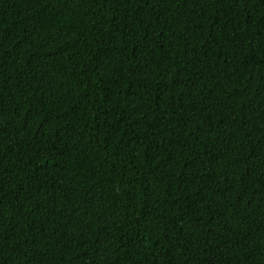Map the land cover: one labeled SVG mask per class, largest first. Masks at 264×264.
I'll return each mask as SVG.
<instances>
[{
  "label": "trees",
  "instance_id": "1",
  "mask_svg": "<svg viewBox=\"0 0 264 264\" xmlns=\"http://www.w3.org/2000/svg\"><path fill=\"white\" fill-rule=\"evenodd\" d=\"M0 264H264V0H0Z\"/></svg>",
  "mask_w": 264,
  "mask_h": 264
}]
</instances>
